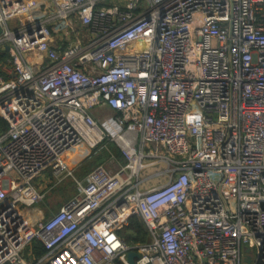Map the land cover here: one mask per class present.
Returning <instances> with one entry per match:
<instances>
[{"label":"built area","instance_id":"1","mask_svg":"<svg viewBox=\"0 0 264 264\" xmlns=\"http://www.w3.org/2000/svg\"><path fill=\"white\" fill-rule=\"evenodd\" d=\"M102 1L0 0V264H264V0ZM108 142L122 165L26 220L36 177ZM131 217L147 242L119 236Z\"/></svg>","mask_w":264,"mask_h":264},{"label":"rangeland","instance_id":"2","mask_svg":"<svg viewBox=\"0 0 264 264\" xmlns=\"http://www.w3.org/2000/svg\"><path fill=\"white\" fill-rule=\"evenodd\" d=\"M117 1L118 0H104V1H102V4L107 5V4H111V3L117 2ZM141 5H142V8L143 9H145L147 7V4H146L145 0H141ZM42 6H45V4H43V2H42ZM43 12H44V10H43ZM17 22H18V20H14L11 23L13 25H16ZM110 113L111 112L108 109H106V108L101 109V107H96L95 109L92 110V114H94L101 121L102 120H105L106 118H108L109 115H110ZM101 150H103V148H101L100 150H98L96 153H98ZM104 150H105V148H104ZM103 163L105 164V166L107 167V169H109L110 171H114L120 165V164L117 163V160H114L113 162H110V163H109V160H106ZM153 170H154V168L153 169H147V170L143 171L140 174V178L141 177H144L145 175H148V174L152 173ZM44 173H45V171H44ZM52 174L53 173H50L49 172L48 173V176L51 177V180L50 181L52 183H50V184L55 185V188L49 192V195L47 196V198H46V200L44 202L35 204L28 211L29 217L30 218L33 217L34 220L35 219L36 220L37 219H39V220H45V219L49 218L56 211H58V209L60 208L59 202H61L60 197H62V195H72V194L75 193V185L73 183L72 177L62 175V176L59 177V179L60 178L61 179L58 180ZM73 176H75V172H73ZM158 179L159 178H152L151 180H149L147 182V184L144 187H150L152 185H155L158 182ZM161 182H164V179L162 181H159L157 184H159ZM26 220L27 221H30V219H28V218ZM31 244H29L28 246H26L25 249H24V251L22 252L23 257L27 261H30L29 254L33 252L32 251V245Z\"/></svg>","mask_w":264,"mask_h":264},{"label":"trees","instance_id":"3","mask_svg":"<svg viewBox=\"0 0 264 264\" xmlns=\"http://www.w3.org/2000/svg\"><path fill=\"white\" fill-rule=\"evenodd\" d=\"M9 58V53L5 50H0V74L3 75L4 79H9V75L2 70V65L11 67V64L7 62ZM8 128V122L2 116H0V133L4 132ZM105 148V150H104ZM103 150L98 153H92L89 158H87L81 167L80 171L85 169H93L94 167L104 164L106 160H109V156L113 155L117 163L122 165L124 163L123 155L121 154L119 148L113 143L108 142ZM80 171H77V175ZM119 236L125 240L129 245L134 243H145L148 241V232L143 224V222L138 217H131L127 226L123 227L118 232ZM32 253L29 254L30 260L36 258L44 253V248L39 242H33L32 244Z\"/></svg>","mask_w":264,"mask_h":264},{"label":"crops","instance_id":"4","mask_svg":"<svg viewBox=\"0 0 264 264\" xmlns=\"http://www.w3.org/2000/svg\"><path fill=\"white\" fill-rule=\"evenodd\" d=\"M39 1L41 2V4L43 2V4H45V6H46V4L47 5L49 4V0H39ZM37 10H35L33 12L35 14H37L38 13ZM82 149H84V153L81 156H76V154H75V150L76 149H72V150L68 151L65 154V156H64V161L72 169V176H70V177H72L74 185H75V180H82L92 170V168H91V169H88L86 171H85V169L83 171H80L81 167L83 166V164L85 162V160L87 158H89V156L92 153L97 152L101 148L97 147V148H94V149H89L86 146H82ZM44 171H45V173H44ZM44 171L41 173V175L36 177L35 180L33 181L34 188L36 190L40 191V192H44L45 193L44 198L39 203L44 202L46 200L47 196L49 195V192L55 188V185L50 184V183H52L50 181L51 177L48 176V173L49 172L52 173V171L50 169H46ZM77 171H80L78 175H77ZM73 172H75V176H73ZM75 193H76V185H75ZM75 193L72 194V195H62L63 198L60 197L61 202H59V206H61L64 202H66L67 200L72 198L75 195ZM25 215L28 217V219H30V221L34 220L33 217H31V218L29 217L28 212H25Z\"/></svg>","mask_w":264,"mask_h":264},{"label":"water","instance_id":"5","mask_svg":"<svg viewBox=\"0 0 264 264\" xmlns=\"http://www.w3.org/2000/svg\"><path fill=\"white\" fill-rule=\"evenodd\" d=\"M2 32V27L0 25V33ZM5 50H8V46H5ZM245 252L247 253L243 258V264H250L251 263V257L249 256L248 252L249 249L246 248ZM138 258L137 252L131 250L127 253V263L128 264H135V259Z\"/></svg>","mask_w":264,"mask_h":264},{"label":"bare ground","instance_id":"6","mask_svg":"<svg viewBox=\"0 0 264 264\" xmlns=\"http://www.w3.org/2000/svg\"><path fill=\"white\" fill-rule=\"evenodd\" d=\"M84 153V149H76L75 150V154H76V156H81L82 154ZM29 222V221H28Z\"/></svg>","mask_w":264,"mask_h":264}]
</instances>
